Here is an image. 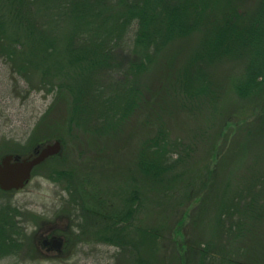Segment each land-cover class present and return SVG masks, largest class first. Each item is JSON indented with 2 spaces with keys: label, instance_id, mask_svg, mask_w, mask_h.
Returning <instances> with one entry per match:
<instances>
[{
  "label": "trees",
  "instance_id": "obj_1",
  "mask_svg": "<svg viewBox=\"0 0 264 264\" xmlns=\"http://www.w3.org/2000/svg\"><path fill=\"white\" fill-rule=\"evenodd\" d=\"M181 46L186 50L178 52ZM0 58L14 66L30 91L53 95L45 119L55 107L62 116L66 109L70 135L88 123H98L105 135L110 130L105 138L128 140L133 129L142 135L137 155L126 156L131 170L119 177L121 185L95 195L97 205L87 212L99 226L100 245L131 242L124 246L138 264H264V159L257 158L238 184L233 172L243 163L236 149L241 135L247 129H254L253 140L257 131L264 135V0H0ZM228 64L241 70L236 79L224 75ZM224 84L239 101L262 98L254 100L255 107L242 104L230 111L214 136L204 132L212 138L208 149L194 129H180L178 120L197 116L190 115L195 110L211 113ZM218 140L226 153L219 150L213 166ZM57 159L43 162L53 161V176L63 174L58 169L63 160ZM198 159L207 160L202 174ZM223 168L233 175L220 183ZM209 199L219 207L215 223L208 224L219 230L211 239ZM154 201L159 226L137 227L128 237L122 228L140 204ZM17 215L16 208L0 206V258L17 257L23 248ZM171 226L174 245V232L182 229L176 249L162 241ZM73 235L63 248L68 255L77 250ZM26 248L37 254L32 242Z\"/></svg>",
  "mask_w": 264,
  "mask_h": 264
},
{
  "label": "rangeland",
  "instance_id": "obj_2",
  "mask_svg": "<svg viewBox=\"0 0 264 264\" xmlns=\"http://www.w3.org/2000/svg\"><path fill=\"white\" fill-rule=\"evenodd\" d=\"M184 50H186L184 46H181L178 52ZM36 58L41 63L40 58ZM173 62L178 65L176 60ZM233 65H224L222 69L224 75L227 74V76H233L236 79L241 70L239 67L237 69L236 65ZM13 67L12 64L0 58V159L6 155H21L20 157L26 158L31 154L27 150L36 141L41 142L38 145V150L46 144H51L60 139L61 152L58 154L57 160H63L64 166L58 168L63 171V174L53 176L52 172H56V169L52 170V167L56 168L53 165V161L50 165L49 163H43L34 169L30 181L24 188L17 191H0V206L7 205L10 208L17 209V216L21 219L19 223H21V229L24 232L19 233L24 245L18 251L17 257L4 256L0 258V264H107L109 261V264H121V262L123 264H138V259L133 251L128 250L124 246H132L131 242L120 241L121 243L117 245L111 244L112 242L110 244L106 243L104 246L100 245L103 241L98 236V233L95 232L99 226H95L93 222H90L87 212L90 206L95 207L97 205L95 195L103 196L101 192L105 193L104 190L107 192V189L121 185L122 181L119 177H124L123 172L131 170V165H127L129 162L126 164V156L133 159L134 154L136 153L137 155L142 135L138 134L139 131L137 129H133L130 130L131 138L128 140H126L127 136L126 138L124 137L125 139L120 138L118 140L105 138L112 136V133L106 129L108 135H105L102 128L95 125L98 123H88L85 128H77V131H73L75 135H70L68 133L69 124L65 118L66 109L62 116V109L55 107L53 108L55 110H52L50 116L45 119L46 112L52 103L53 95L46 96L44 91H30L25 85L23 78L17 72H13ZM235 69H237V72L234 71ZM233 72L234 74L230 75ZM34 78L32 81L35 84L38 80ZM16 82L18 86L17 92L14 90L16 89ZM54 83H57V81L54 80ZM221 94L222 96L219 97L216 107L214 109L212 107L211 113L207 111L208 113L204 114V112L200 113L202 109L195 110L193 111L195 113L190 115L197 116L191 118L189 115H184L178 120V123L183 121L180 123V129H194L198 139L204 141L208 149L212 145V138L206 137L204 132L207 131L209 136H214L215 132H219L222 122L225 121V116L231 115L229 114L230 111L242 104L255 107L253 104L254 100L264 95V92L258 97L250 96L244 101H239L231 86L224 84ZM262 100L264 101V98ZM226 112L228 113L226 114ZM248 122H252V118ZM246 127L245 129L248 128ZM253 132L254 129H247L246 133L241 135L239 144L236 147L237 151L242 152L244 155L243 163H241L238 171H233L237 174L236 183L240 178V181L243 180L244 174L247 172L246 169H250L257 158H259V161L264 159V135L257 131L253 140ZM224 133H227V128H224ZM44 139L48 140L42 144ZM224 148L226 147H223L221 141L218 140L214 150L215 161H213V166L216 162V154L219 150L222 152ZM9 149L21 150L20 152L25 151V154H17L14 153L15 150L11 151ZM223 153H226V151ZM196 161L202 163V174L203 165L206 164L207 160L198 159ZM223 169V172L218 175L220 183H222V178L226 179L233 175V169ZM50 177H53V181L50 180ZM76 184L77 187L70 188ZM151 194L157 197V194ZM107 197L109 199V196ZM156 203L154 201V206L150 202L145 205L140 204L129 223L122 228H125L124 230L128 237L134 236L137 227L159 226L160 218L157 209L160 207H156ZM208 203L209 221L206 223V238L211 239L214 233L219 231L217 227L208 225L209 222L215 223L218 206L211 199L208 200ZM106 223L107 220H104L101 226L105 227ZM168 225H171V222L169 224L167 222V229ZM185 226L183 227V233ZM49 228L57 229L58 231L55 232L63 235L65 239L64 246L68 235L74 234L73 237H76L73 239L78 242L75 253L68 255L69 252L67 254V249H63L64 246L57 252H48L41 248V251H39L36 247L37 244L40 247L37 235ZM118 228H121V226L119 225ZM171 229L172 226L167 232H164L162 241L165 244L167 243L171 249H176L175 245L183 238V236L181 237L182 229L179 227L174 232L173 240L177 241L175 245L168 237ZM60 230H66V233H61ZM191 235H193V232L187 231V236ZM29 241L37 249V254L29 252L26 248V243L28 244ZM164 243L161 242L160 245L164 247ZM217 245L215 246L217 247ZM230 247L231 251L236 250L234 244ZM63 250L65 261L60 256Z\"/></svg>",
  "mask_w": 264,
  "mask_h": 264
},
{
  "label": "water",
  "instance_id": "obj_3",
  "mask_svg": "<svg viewBox=\"0 0 264 264\" xmlns=\"http://www.w3.org/2000/svg\"><path fill=\"white\" fill-rule=\"evenodd\" d=\"M61 144L55 141L34 151L26 158L6 155L0 160V190L4 192L17 191L25 187L31 178L32 171L46 159L58 155ZM60 241H53L52 248L59 250Z\"/></svg>",
  "mask_w": 264,
  "mask_h": 264
},
{
  "label": "flooded vegetation",
  "instance_id": "obj_4",
  "mask_svg": "<svg viewBox=\"0 0 264 264\" xmlns=\"http://www.w3.org/2000/svg\"><path fill=\"white\" fill-rule=\"evenodd\" d=\"M19 226L21 227V225H19ZM55 231H58V230L53 229V228H49L46 231H44L43 233H40L39 235H37V239L40 242V247L38 244L36 245V247L39 249V251H41L40 250V248H41L44 251H48V252L55 251V252H57L56 249L52 248V243L55 240L62 242V245H61L59 251L63 248L65 239L63 238V235L57 234ZM60 231H61V233H63V232L66 233V230L65 231L60 230Z\"/></svg>",
  "mask_w": 264,
  "mask_h": 264
}]
</instances>
